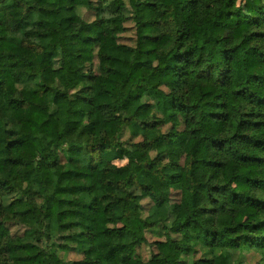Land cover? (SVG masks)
I'll list each match as a JSON object with an SVG mask.
<instances>
[{
    "label": "trees",
    "instance_id": "trees-1",
    "mask_svg": "<svg viewBox=\"0 0 264 264\" xmlns=\"http://www.w3.org/2000/svg\"><path fill=\"white\" fill-rule=\"evenodd\" d=\"M62 1L0 0V264H264V0Z\"/></svg>",
    "mask_w": 264,
    "mask_h": 264
},
{
    "label": "rangeland",
    "instance_id": "rangeland-1",
    "mask_svg": "<svg viewBox=\"0 0 264 264\" xmlns=\"http://www.w3.org/2000/svg\"><path fill=\"white\" fill-rule=\"evenodd\" d=\"M236 5H242L244 7L245 10H251L253 9V6L255 4H257L259 2V0H234ZM67 1L66 0H63L62 3H66ZM85 17L87 20H93L92 18V15L90 13H84ZM128 31L125 32L122 37H121V41L127 45H133L134 44V41H135V34H134V30L132 28V25L131 24H128ZM49 131L52 133V134H55V129H53L52 127L49 128ZM197 151H198V154L199 155H202V156H205L207 154V150L205 149H202L201 146H197L196 147ZM16 155H20V156H25V157H31L34 155V146L32 144H26V145H23L20 150H18L16 152ZM138 156V159L141 160L144 158V156L142 155V153L140 154H137ZM116 163L118 165H123L125 163V160L122 156L118 155L117 156V159H116ZM73 186L77 185L78 184V181H74L73 183ZM240 190V189H239ZM244 191H246L244 189ZM179 199V195L177 193H174L173 194V200H177ZM151 203L149 200H144L142 202V213L144 214L150 207ZM22 231V228L19 227V226H14L12 227V232L13 233H17V232H20ZM148 240L150 241V243L152 242H155L156 241V238H154L153 236H150L148 235ZM143 258L145 260H148L152 253L156 250V247L153 246V245H142L140 248H139ZM68 259H71V260H79L81 259L80 256L76 255V254H70L68 256Z\"/></svg>",
    "mask_w": 264,
    "mask_h": 264
}]
</instances>
